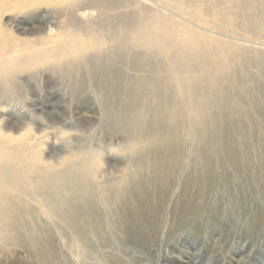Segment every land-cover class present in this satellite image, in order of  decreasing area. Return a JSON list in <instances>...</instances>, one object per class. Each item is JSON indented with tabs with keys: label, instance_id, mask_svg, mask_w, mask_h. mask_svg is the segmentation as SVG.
<instances>
[{
	"label": "rangeland",
	"instance_id": "374dc122",
	"mask_svg": "<svg viewBox=\"0 0 264 264\" xmlns=\"http://www.w3.org/2000/svg\"><path fill=\"white\" fill-rule=\"evenodd\" d=\"M0 9V264H264V0Z\"/></svg>",
	"mask_w": 264,
	"mask_h": 264
},
{
	"label": "bare ground",
	"instance_id": "6f19581e",
	"mask_svg": "<svg viewBox=\"0 0 264 264\" xmlns=\"http://www.w3.org/2000/svg\"><path fill=\"white\" fill-rule=\"evenodd\" d=\"M43 1H47V0H0V8L1 7H3V11H13V10H11V9H15V11H21V10H23V9H26V8H28V7H30V6H33V5H37L39 2H43ZM7 4V7L5 6L6 4ZM8 8V9H7ZM1 9H0V13H1ZM1 30V29H0ZM4 35L5 36H3L2 37V39L3 38H7V39H5V41L3 42V43H0V49H2V50H5V49H7V47L5 46V43H6V45H10V46H16L17 45V43H16V41L13 39V38H10V37H8L9 36V34L8 33H6V32H4ZM12 43L14 44V45H12ZM21 45V44H20ZM22 45H24V44H22ZM56 49V48H55ZM85 50H80V52H84ZM76 53V52H75ZM70 64H72V63H70ZM5 66H6V64H5ZM141 92V91H140ZM137 93V92H136ZM133 94V93H132ZM139 94V93H138ZM152 94V93H151ZM133 96V95H132ZM131 96V97H132ZM135 97V96H134ZM137 97V96H136ZM135 97V98H136ZM139 97V96H138ZM127 98V97H126ZM128 99V98H127ZM130 100V99H129ZM128 100V101H129ZM136 100H137V98H136ZM130 102H131V100H130ZM134 102V101H133ZM142 102V101H141ZM134 104V103H133ZM139 104V103H138ZM122 106V105H121ZM128 106V105H127ZM127 106H125V107H127ZM131 106V105H130ZM135 107V106H134ZM138 107V106H137ZM118 108V107H117ZM121 109V108H120ZM163 110H164V108H163ZM166 110V109H165ZM117 111V110H116ZM165 112V111H164ZM129 113V112H128ZM118 114V113H117ZM122 115V114H121ZM126 115H127V113H126ZM160 115H161V113H160ZM115 116V115H114ZM118 118V117H117ZM141 118V117H140ZM162 118H163V116H162ZM124 119V118H123ZM121 120V119H120ZM117 121V120H116ZM119 121V120H118ZM125 121V120H124ZM173 122V121H172ZM174 124V123H173ZM176 126V125H175ZM178 126V125H177ZM174 127V126H173ZM158 129V128H157ZM173 135V134H172ZM153 138V137H152ZM167 139V138H166ZM178 143V142H177ZM156 144H158V143H156ZM171 144V143H170ZM176 145V144H175ZM174 146V145H173ZM167 150H169L168 148H167ZM152 151V150H151ZM27 152V151H26ZM155 152V151H154ZM141 153V152H140ZM163 156V155H162ZM172 156V155H171ZM165 158V157H164ZM8 163V162H7ZM144 163V162H143ZM175 163V162H174ZM153 166V165H152ZM150 167V166H149ZM139 169V168H138ZM160 169V168H159ZM164 172V171H163ZM78 173V172H77ZM157 173V172H156ZM151 179V178H150ZM154 180V179H153ZM165 180V179H164ZM156 184V183H155ZM38 185V184H37ZM162 189V188H161ZM50 210H52V212L53 213H57V215L58 214H60V212L58 211V210H56V207H54V206H50ZM61 211V210H60ZM56 215V216H57Z\"/></svg>",
	"mask_w": 264,
	"mask_h": 264
}]
</instances>
